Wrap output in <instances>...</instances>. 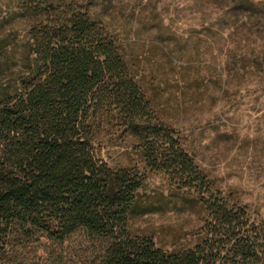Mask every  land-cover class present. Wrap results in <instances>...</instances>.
<instances>
[{
    "label": "trees",
    "instance_id": "16d2710c",
    "mask_svg": "<svg viewBox=\"0 0 264 264\" xmlns=\"http://www.w3.org/2000/svg\"><path fill=\"white\" fill-rule=\"evenodd\" d=\"M93 6L20 0L36 65L14 92L0 94V264H31L34 251L78 232L106 242L88 264H264V216L211 190ZM233 9L264 14L244 0ZM112 135L132 140L142 173L99 160L97 144ZM146 170L200 195L207 217L193 247L167 252L130 232Z\"/></svg>",
    "mask_w": 264,
    "mask_h": 264
},
{
    "label": "rangeland",
    "instance_id": "374dc122",
    "mask_svg": "<svg viewBox=\"0 0 264 264\" xmlns=\"http://www.w3.org/2000/svg\"><path fill=\"white\" fill-rule=\"evenodd\" d=\"M93 1L156 115L211 190L264 216V14L234 11L235 0ZM244 1L264 6V0ZM30 26L20 0H0V94L14 92L34 70ZM111 139L97 144L99 160L141 172L132 140ZM144 176L130 232L167 252L193 247L207 217L200 195L178 188L165 172ZM105 246L78 232L46 252L34 251L30 263L88 264Z\"/></svg>",
    "mask_w": 264,
    "mask_h": 264
}]
</instances>
